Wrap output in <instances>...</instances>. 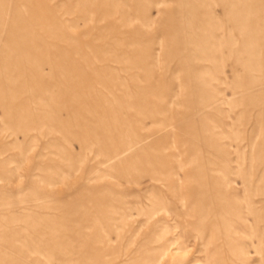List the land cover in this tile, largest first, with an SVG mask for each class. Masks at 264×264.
I'll return each instance as SVG.
<instances>
[{
    "label": "rangeland",
    "instance_id": "obj_1",
    "mask_svg": "<svg viewBox=\"0 0 264 264\" xmlns=\"http://www.w3.org/2000/svg\"><path fill=\"white\" fill-rule=\"evenodd\" d=\"M0 264H264V0H0Z\"/></svg>",
    "mask_w": 264,
    "mask_h": 264
}]
</instances>
